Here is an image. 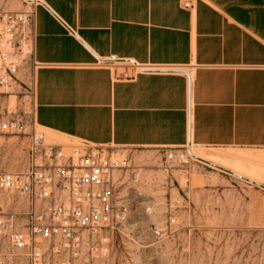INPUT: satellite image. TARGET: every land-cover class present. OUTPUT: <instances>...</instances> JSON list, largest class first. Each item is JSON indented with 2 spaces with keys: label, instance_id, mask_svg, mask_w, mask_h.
<instances>
[{
  "label": "crops",
  "instance_id": "obj_1",
  "mask_svg": "<svg viewBox=\"0 0 264 264\" xmlns=\"http://www.w3.org/2000/svg\"><path fill=\"white\" fill-rule=\"evenodd\" d=\"M41 1L40 127L93 145L264 157V0ZM95 63L140 73L117 80Z\"/></svg>",
  "mask_w": 264,
  "mask_h": 264
},
{
  "label": "rangeland",
  "instance_id": "obj_2",
  "mask_svg": "<svg viewBox=\"0 0 264 264\" xmlns=\"http://www.w3.org/2000/svg\"><path fill=\"white\" fill-rule=\"evenodd\" d=\"M32 1L26 5L20 0H0V15L35 13L40 2ZM33 23L35 36V15ZM32 61L27 58L22 64L14 88L0 89L9 93L0 95V113L22 119L26 132L42 133L46 143L80 144L35 121L34 98L28 96L35 97L39 65L34 68ZM92 67L111 72L117 80L140 73L122 65L95 63ZM69 82L62 81V86ZM28 141L19 135L0 138V171L13 173L27 167ZM184 150L118 148L121 157L128 159L118 185L129 202L130 216L122 234L113 239L116 264H264V189L248 182L259 178L264 186V157L245 160L250 156L237 150L192 148L202 161L184 159ZM9 203L25 209L18 198L12 197ZM3 250L0 240V253Z\"/></svg>",
  "mask_w": 264,
  "mask_h": 264
},
{
  "label": "built area",
  "instance_id": "obj_3",
  "mask_svg": "<svg viewBox=\"0 0 264 264\" xmlns=\"http://www.w3.org/2000/svg\"><path fill=\"white\" fill-rule=\"evenodd\" d=\"M34 15L33 10L0 15V89L15 87L27 58L37 66ZM26 125L0 113V138L29 140L27 167L0 171V264H116L113 239L130 216L118 185L128 159L113 146L49 144L42 133H27ZM183 149L184 159L191 158L190 146ZM12 197L23 200L25 209L9 203Z\"/></svg>",
  "mask_w": 264,
  "mask_h": 264
},
{
  "label": "bare ground",
  "instance_id": "obj_4",
  "mask_svg": "<svg viewBox=\"0 0 264 264\" xmlns=\"http://www.w3.org/2000/svg\"><path fill=\"white\" fill-rule=\"evenodd\" d=\"M29 1H31V0H29ZM39 2H42L41 0H38ZM36 3V2H35ZM188 145L190 146V148H191V151H190V156H191V158L193 157V158H195V159H200V160H202V161H204V159L200 156V155H198L197 153H194V152H192V148L194 149V145H191V143L189 144L188 143ZM237 176V175H236ZM237 177H240V176H237ZM244 177V176H243ZM245 178V177H244ZM247 180H248V178H247ZM252 181L253 182H255L256 184L258 183V184H261V182H259V181H257V180H253L252 179Z\"/></svg>",
  "mask_w": 264,
  "mask_h": 264
},
{
  "label": "water",
  "instance_id": "obj_5",
  "mask_svg": "<svg viewBox=\"0 0 264 264\" xmlns=\"http://www.w3.org/2000/svg\"><path fill=\"white\" fill-rule=\"evenodd\" d=\"M234 176H236V175H234ZM236 177H237V176H236ZM246 181H248V180H246ZM248 182H250V183H252V184H254V185H256V186L261 187V188L264 189V186H262V185H259V184H256V183H253V182H251V181H248Z\"/></svg>",
  "mask_w": 264,
  "mask_h": 264
},
{
  "label": "clouds",
  "instance_id": "obj_6",
  "mask_svg": "<svg viewBox=\"0 0 264 264\" xmlns=\"http://www.w3.org/2000/svg\"><path fill=\"white\" fill-rule=\"evenodd\" d=\"M150 211V210H149Z\"/></svg>",
  "mask_w": 264,
  "mask_h": 264
}]
</instances>
